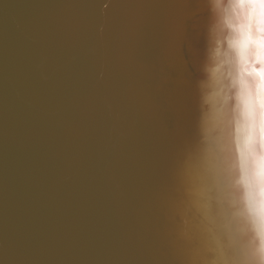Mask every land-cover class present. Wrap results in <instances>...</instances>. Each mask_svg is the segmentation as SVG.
Instances as JSON below:
<instances>
[{
  "label": "water",
  "instance_id": "95a60500",
  "mask_svg": "<svg viewBox=\"0 0 264 264\" xmlns=\"http://www.w3.org/2000/svg\"><path fill=\"white\" fill-rule=\"evenodd\" d=\"M208 2L0 0V264H262Z\"/></svg>",
  "mask_w": 264,
  "mask_h": 264
},
{
  "label": "bare ground",
  "instance_id": "6f19581e",
  "mask_svg": "<svg viewBox=\"0 0 264 264\" xmlns=\"http://www.w3.org/2000/svg\"><path fill=\"white\" fill-rule=\"evenodd\" d=\"M209 1L212 9L221 6L219 14L223 21L224 34L225 2L239 6L235 14L230 6L227 16L236 61L239 66L242 65L238 75L248 81L231 92L225 86V92L232 96L233 117L229 128L235 159L243 177V208L252 225L262 228L260 238H264V134L261 142L258 132L260 126L264 127V114L260 107L264 101V0ZM207 80L200 78L202 82ZM257 257L264 264V253L259 248Z\"/></svg>",
  "mask_w": 264,
  "mask_h": 264
},
{
  "label": "snow or ice",
  "instance_id": "6c2138e0",
  "mask_svg": "<svg viewBox=\"0 0 264 264\" xmlns=\"http://www.w3.org/2000/svg\"><path fill=\"white\" fill-rule=\"evenodd\" d=\"M260 107H261V110H262V114H264V101H262L261 102V105H260ZM251 109L249 108V115L251 116ZM262 131H264V128H262Z\"/></svg>",
  "mask_w": 264,
  "mask_h": 264
}]
</instances>
